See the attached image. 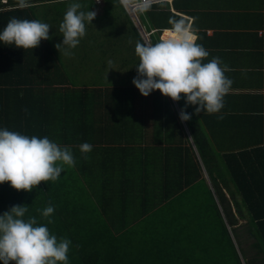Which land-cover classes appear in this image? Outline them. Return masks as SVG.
<instances>
[{
	"label": "trees",
	"instance_id": "16d2710c",
	"mask_svg": "<svg viewBox=\"0 0 264 264\" xmlns=\"http://www.w3.org/2000/svg\"><path fill=\"white\" fill-rule=\"evenodd\" d=\"M27 3L28 6L20 7L18 0H0V31L13 17L40 20L48 23L50 29L57 27L59 30L69 5L81 4L82 0H27ZM96 4L95 0H84L80 10L87 12ZM114 6H119L127 17L131 35L126 32V38L145 43L120 0H104V9L97 17L103 19L110 15ZM168 12L176 19L183 18L170 10V4ZM160 17L159 23L149 22L150 26L160 29L156 38L153 35L158 30L151 34L152 44L159 41L162 29L172 27L170 21H162ZM85 25L86 28L92 27L88 22ZM129 45L132 48V43ZM57 71L65 70L61 69L56 48L50 39L41 40L38 47L26 50L0 42V98L8 99L4 100L0 115L1 112L8 114L15 110L18 117L15 123L18 124L13 128L21 134L40 138H49L45 131L47 125L52 132L62 125L66 132L54 134V138L67 144L71 142L68 131L74 119L68 100L75 98L72 99L70 92L83 97L82 94L97 96L103 91L98 86L62 90L57 98L60 102L55 100V94L60 93L62 87L58 91L52 89L54 98L45 97L44 88L56 87H33L32 81L23 79L37 73L41 83L52 86L49 79L59 77ZM110 91L125 97L119 106L125 115L120 121L124 123L117 124L116 129L122 136L138 135L132 128L134 120L131 117L125 120L131 108L127 98L135 93L134 87L121 86ZM33 93L36 96H31ZM151 94L153 100L146 99L149 106L152 111L161 113L162 106L166 105L164 98L168 97L159 90H153ZM33 98L35 100L31 101ZM143 106L144 102L141 108L145 109ZM109 107L113 108L112 105ZM88 109L93 123L104 122L105 117L102 116L98 117L100 121H93L92 104ZM168 121L171 126L172 119ZM4 124L9 125V121ZM155 125L163 128L158 122ZM100 128L107 129L105 124ZM190 129L196 149L191 144L184 149L166 148L164 164L154 163L156 159L145 157L143 154H148V150L141 148L137 153L132 146L122 148L121 181H112L118 172L114 165H101L105 177L100 182L101 186L98 185L103 191L99 194V189L89 179L85 180L89 191L78 180L67 184L41 182L30 192L17 191L8 182L2 183L0 215L14 205H25L28 211L24 219L34 216L38 224L46 225L58 241L61 238L71 241L68 264H264V148L234 150L219 155L210 149L207 142L198 144L205 137L197 132V127L191 125ZM143 133L145 135V130ZM72 141L80 140L72 138ZM139 153L142 155L138 156ZM149 164L161 171L153 170V179L150 170H145ZM77 165L82 170V165ZM139 171L141 178L135 175ZM117 201L123 208L121 211L117 209ZM48 206L54 207V213L44 218L41 213ZM135 207L139 209L135 214L137 217L129 221V215L125 213L134 214ZM49 219L53 222L48 223ZM116 224L119 226H113Z\"/></svg>",
	"mask_w": 264,
	"mask_h": 264
},
{
	"label": "crops",
	"instance_id": "0c3cea01",
	"mask_svg": "<svg viewBox=\"0 0 264 264\" xmlns=\"http://www.w3.org/2000/svg\"><path fill=\"white\" fill-rule=\"evenodd\" d=\"M178 3L181 5V8L175 7L173 5L174 2L169 3L170 10L184 18L182 19L185 20V23L190 26V29L197 37L196 42L209 52V56L204 62H208L214 57H219L223 65H228L232 69V71L225 73L233 83L229 93L224 96V107L219 112L213 114H209L207 111L196 113L195 108L197 105H187L185 107L186 98L182 94L179 101H174L170 97L164 98V104L166 105L162 106L160 113L152 111L151 106H149L146 100L151 99L152 101V94L142 96L140 93V98L144 102L145 109L141 108L142 111L139 114H126L131 118L132 116H139L141 118L142 124L139 123V120L138 124L142 127L138 128V130L143 135H136L134 141L132 140V136H122L119 130L116 129V125L121 122V118L125 117L119 109L120 102L125 97L119 93H112L110 90L121 86L111 85L110 88L106 80L105 83L81 81V84L78 85L73 81H65L63 71H57L59 77H51L49 79L52 82V86H48L47 83H41L42 79L37 73L36 76L25 77L23 78L24 80L33 82V87H56L44 88L45 97L50 96L54 98L52 89L58 91L62 87L59 91L60 93L57 92L55 94V100L63 93L62 90L66 89L72 91V89L80 87L86 86L90 88L96 86L95 88L99 87L103 91L97 96L82 94L83 97H80L77 93L70 92L71 94L69 95L72 99L75 98L74 100H68L73 108V113L71 114L74 117L72 127L68 131L71 134L68 136V138H71L70 143L66 144L60 139L54 138V134L66 132L63 129L64 126L60 125L57 130L52 132L49 131L48 128L50 127L47 125L45 131L49 135V139L61 147H69L75 160L74 166L64 165L60 177L56 181H50V183L62 182L63 184H67L78 180L77 182L80 185L84 184L86 187L85 180L89 179L99 189L101 186L100 182L105 177L100 169L101 165H114L118 171V176L114 174L112 181L119 183L122 178L119 174L120 165L124 161L122 148H130L132 146L134 150H138V146L140 145V149L150 151L148 154L143 155L150 160L156 159L157 161H154L156 163L158 160L166 158L164 153L166 148L184 149L187 145L191 144L196 149V141H194L190 129L191 125L197 127V132H201L205 137V140L199 141L198 144L207 142L210 149L215 150L219 155L234 150L264 148V0H179ZM103 9L104 0H101L91 11H101V14ZM156 28L153 25L151 31H157L158 29ZM52 29L49 30L52 37L58 38V40L63 39L61 33L58 32V36L55 35V32L58 31L57 27H53ZM169 29L171 28L162 29L161 36L164 35L165 31L166 34ZM137 41L138 39H135L132 43L136 45ZM115 45L114 43L112 51H119V53L114 54L115 60L112 66H107L112 69L118 67L119 63L127 64V58L120 54L123 51L122 48L115 47ZM91 48L96 50L97 46ZM100 48L101 46L98 47V50ZM56 51L59 50L56 49ZM66 51L70 50L67 49ZM60 52H62V48ZM134 56L136 62H138L139 58L135 54ZM102 62L106 63L105 58L102 59ZM107 63L109 64L108 59ZM35 94L33 93L31 96H36ZM135 96H137L136 93ZM65 97H67V94ZM127 99L131 101L130 96ZM4 100L8 99L5 97L0 98V110L4 109ZM33 100L35 98L31 99V101ZM57 100L62 102L60 99ZM89 104L93 105L94 122L99 120L98 117L102 116L106 118H104L102 124H95L90 119L91 111L88 109ZM111 105L113 108H107V106ZM182 108L187 113L194 112V117H191L187 121H181L179 113ZM3 113L1 112L2 115H0V129L6 128L10 131L18 132V130L14 129L18 124L15 123L18 122L15 110H10L8 114ZM144 117L146 120H144ZM168 119H172L173 123L171 126ZM63 120L65 121L64 116ZM7 121H9V125L4 124ZM157 122L163 128L159 125L157 126L161 132L156 130L158 131V139H155L151 137V134L155 132V129L152 128L156 126ZM103 124L106 125V130L100 128ZM144 130L145 135L142 133ZM61 138L63 137L61 136ZM72 138L79 139L80 141L74 143ZM83 143L91 144L92 150L88 153H82L80 145ZM77 164L82 165V170H79ZM151 179H153V175H151ZM98 185L100 186L98 187ZM86 189L90 190L88 187ZM100 192L103 191L99 189L97 194ZM138 210V208H134V214L128 219L129 221L137 217L135 214Z\"/></svg>",
	"mask_w": 264,
	"mask_h": 264
},
{
	"label": "clouds",
	"instance_id": "9594fccd",
	"mask_svg": "<svg viewBox=\"0 0 264 264\" xmlns=\"http://www.w3.org/2000/svg\"><path fill=\"white\" fill-rule=\"evenodd\" d=\"M120 2L127 8L136 0ZM18 3L20 7L28 6L27 0H18ZM149 7L150 0H141L138 5L139 11H147ZM81 8L80 3H72L67 8L59 26L63 41L55 45L59 52L61 46H66V49L77 47L80 39L86 35L85 22L92 24L96 12L81 11ZM170 23L171 29L155 44L143 38L136 27L146 43L137 42L135 46L139 63L136 65L137 76L132 83L144 96L159 90L164 96L179 101L183 94L186 98L185 107L197 105L196 113L219 112L224 107V96L229 93L233 83L225 73L232 69L223 65L219 57L204 62L209 52L196 42L197 37L190 26L183 19ZM50 28L48 23L40 20L13 17L0 31V42L24 50L34 49L41 40L51 38ZM65 54L70 55L67 51ZM179 117L181 121H187L191 119V114L182 108ZM91 150L92 145L89 143L80 145L82 153ZM64 165H75L69 147H61L48 137L0 129V184L8 182L17 191L30 192L41 182L56 181ZM27 211L25 205H14L0 215V261L3 264H68L71 241L66 238L58 241L46 225L38 224L34 216L24 219ZM53 213L54 207L48 206L41 215L48 218ZM52 222L48 220V223Z\"/></svg>",
	"mask_w": 264,
	"mask_h": 264
},
{
	"label": "rangeland",
	"instance_id": "374dc122",
	"mask_svg": "<svg viewBox=\"0 0 264 264\" xmlns=\"http://www.w3.org/2000/svg\"><path fill=\"white\" fill-rule=\"evenodd\" d=\"M81 4L84 5V0H82ZM173 5L175 7L181 8V5L178 3V1L175 2ZM94 11L96 12V16L94 20L92 21V24H90L92 27L86 29V35L80 39V42L77 45V47L69 49L70 51L68 52H70V55L65 54V51L67 50L66 46H61L62 52L56 51L57 57L60 60L61 69L65 70L63 71L64 72L63 76L65 77V81L67 82L73 81L75 84L80 85L81 81L83 82L90 81L91 83L92 82L93 83H105V80H106L110 88H111V85L125 86L128 88L130 86L134 87L135 93L137 96H135V93L132 92L131 101H130L131 108H130V111H128V113L139 114L142 111L141 106L143 104V101L140 98L141 95H140L139 89L136 88V86L132 83L133 78L137 76L136 65L139 62H136V58L134 56L135 54L134 44L135 43H132L134 41L126 38V35L128 34L131 35L130 26L128 23H126L127 17L119 6H114V11L110 15L104 16L103 19L97 17L101 15L100 14L101 11H97V10H94ZM168 11H169V4L161 3L158 7L148 8L147 11L141 12L140 17L141 19H143V22L146 24L145 29L151 30L153 26H150L149 22L157 21V23H159L158 17H160L161 15L164 16V17H160V20L162 21H172V20L181 19V18L176 19ZM115 17H116V20L114 19ZM58 32L60 33L59 30L55 32L56 36H58ZM154 34L155 35H153V38H156V36L160 35L159 30L155 32ZM50 37H51L50 40L53 43L54 47L57 43H62L63 41V39L58 40V38H54L52 36ZM114 43L116 44L115 47L122 48V50L124 51V52L122 51V53L120 54L124 55L127 58V64L119 63L118 67H115V69H112L107 66H112V63L115 60L114 54L119 53V51L118 52L112 51L113 50L112 47ZM129 43H132V48H131V45H129ZM93 46H97L96 50L91 48ZM99 46H101V48L98 50ZM103 58H105L106 63L102 62ZM107 59L111 61L110 64L107 63ZM128 60L130 61L128 62ZM188 113L191 114V117H194V112H188ZM128 118L129 117H126L125 120L128 121ZM132 120H134V123H135V126L132 128H134V130L136 131V134L141 135V131L138 130V128L142 127L138 124V120H139V123L142 124L141 118L139 116H132ZM144 120H146L145 117H144ZM152 129L160 131L158 127H153ZM151 137L158 139V133L153 132V134H151ZM132 140L135 141V136H132ZM155 141L157 142V140ZM138 147L139 149L135 150L137 153L141 151L140 145ZM139 155L140 153L138 154V156ZM158 162L160 164L161 163L164 164L165 159H160L158 160ZM136 166L138 167V164H136ZM152 166H153L152 164H149L145 167L146 171L150 170V175H153V172H152L153 170L155 172L160 171L159 167L153 168L154 166L153 167ZM135 175L136 177H139V176L142 177L141 171L136 172ZM117 176H118V172H117ZM135 184L136 186H138L137 179H135ZM115 203H116V206L118 207L117 209L121 211L123 208L120 205L119 201ZM130 206L131 205L128 204L129 208ZM125 214L129 215L127 219L132 217L131 212H126ZM240 222H243V221L241 220Z\"/></svg>",
	"mask_w": 264,
	"mask_h": 264
},
{
	"label": "built area",
	"instance_id": "2783aa9c",
	"mask_svg": "<svg viewBox=\"0 0 264 264\" xmlns=\"http://www.w3.org/2000/svg\"><path fill=\"white\" fill-rule=\"evenodd\" d=\"M98 1H100V0H98ZM165 1H172V0H150V6L153 4H157L159 2H165ZM140 2H141V0H136L135 3L130 4L127 8H125L123 5L122 6H123L126 14L128 15V17L130 18L131 22L134 23V25L141 32V35L143 36V38H145L146 40H149L152 31H150V32L146 31V29L142 23L140 13L143 11H139V8H138V5Z\"/></svg>",
	"mask_w": 264,
	"mask_h": 264
},
{
	"label": "bare ground",
	"instance_id": "6f19581e",
	"mask_svg": "<svg viewBox=\"0 0 264 264\" xmlns=\"http://www.w3.org/2000/svg\"><path fill=\"white\" fill-rule=\"evenodd\" d=\"M166 32V31H165Z\"/></svg>",
	"mask_w": 264,
	"mask_h": 264
}]
</instances>
